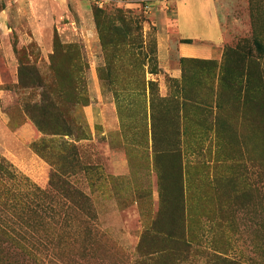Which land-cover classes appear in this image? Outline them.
<instances>
[{
	"label": "rangeland",
	"instance_id": "obj_1",
	"mask_svg": "<svg viewBox=\"0 0 264 264\" xmlns=\"http://www.w3.org/2000/svg\"><path fill=\"white\" fill-rule=\"evenodd\" d=\"M172 4L206 56H176L164 0H0V156L43 188L72 141L89 168L69 179L95 212L83 249L2 243L0 264H264V0ZM17 59L59 92L69 136L36 129ZM49 137L53 165L31 148ZM117 160L127 174L107 170Z\"/></svg>",
	"mask_w": 264,
	"mask_h": 264
},
{
	"label": "trees",
	"instance_id": "obj_2",
	"mask_svg": "<svg viewBox=\"0 0 264 264\" xmlns=\"http://www.w3.org/2000/svg\"><path fill=\"white\" fill-rule=\"evenodd\" d=\"M182 42L188 43L189 39ZM17 60V83L39 89L38 102L24 106L36 129L48 136H69L71 118L63 115L59 92L50 91L51 82L45 83L33 67ZM50 138L32 143L31 148L53 165L42 150L51 142ZM57 148L56 168L43 188L0 156V244L16 247L31 259L47 256L63 259L69 253L68 248L75 246V250H81L83 242L93 241L90 237L95 221L92 203L69 179L89 167L81 165L72 141L63 140Z\"/></svg>",
	"mask_w": 264,
	"mask_h": 264
},
{
	"label": "crops",
	"instance_id": "obj_3",
	"mask_svg": "<svg viewBox=\"0 0 264 264\" xmlns=\"http://www.w3.org/2000/svg\"><path fill=\"white\" fill-rule=\"evenodd\" d=\"M167 2H170L171 6H172V11H173V25L175 28V32L176 35L178 36V38L180 39H190L192 42L194 40H200V41H208V40H204V39H200V38H194V37H189V36H184L180 33V30L177 26V22H176V16H175V10L173 9V0H164ZM202 2L206 1V0H201ZM208 1V0H207ZM200 6H203V3H201ZM166 22V21H165ZM218 29H220V25H218ZM184 43V42H177V45L175 47V52H176V56L177 57H204L207 55V49L206 48H202L197 44L194 43ZM166 71L171 75V76H177L178 75V69L174 67L172 68H168L165 67ZM93 79L90 82V88L91 90L94 87V83H93ZM90 90V92H91ZM92 105L88 104L86 106H84V110L86 115L88 114V112L92 109ZM107 170L110 172V174L113 175H122V174H127L128 173V164L126 163V160H117V161H109L106 163ZM106 170V171H107Z\"/></svg>",
	"mask_w": 264,
	"mask_h": 264
}]
</instances>
